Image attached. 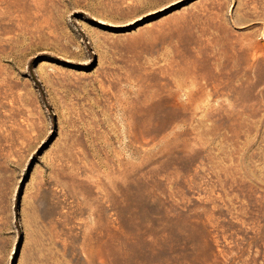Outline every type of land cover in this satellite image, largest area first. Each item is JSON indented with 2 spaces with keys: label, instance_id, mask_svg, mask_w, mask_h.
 <instances>
[{
  "label": "rangeland",
  "instance_id": "1",
  "mask_svg": "<svg viewBox=\"0 0 264 264\" xmlns=\"http://www.w3.org/2000/svg\"><path fill=\"white\" fill-rule=\"evenodd\" d=\"M0 264H264V0H0Z\"/></svg>",
  "mask_w": 264,
  "mask_h": 264
},
{
  "label": "bare ground",
  "instance_id": "2",
  "mask_svg": "<svg viewBox=\"0 0 264 264\" xmlns=\"http://www.w3.org/2000/svg\"><path fill=\"white\" fill-rule=\"evenodd\" d=\"M108 246H109V244H108ZM110 247V246H109ZM100 249V248H99Z\"/></svg>",
  "mask_w": 264,
  "mask_h": 264
}]
</instances>
